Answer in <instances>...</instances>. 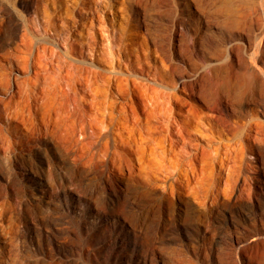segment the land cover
<instances>
[{"label": "rangeland", "instance_id": "obj_1", "mask_svg": "<svg viewBox=\"0 0 264 264\" xmlns=\"http://www.w3.org/2000/svg\"><path fill=\"white\" fill-rule=\"evenodd\" d=\"M94 1L98 14L91 33L64 38L47 23L58 17V6L75 9L78 0H45L37 18V0H0V264H264V87L248 89L245 72L243 101L224 106L232 119L234 106L244 114L241 139L221 133L211 117L219 108L208 110L188 91L174 90L176 99L186 100L175 112L180 124L188 123L189 111L196 113L188 149L193 143L206 149L195 160L197 176L172 165L176 156L164 128L156 134L164 153L146 154L132 173L100 158L89 162L67 113L34 118L26 105L40 44L53 45L67 61L65 48L71 44L72 56L93 74L102 72L104 90L93 97V113L101 119L160 114L151 101L116 93L103 73H127L128 61L139 67L147 53L159 59L161 39L174 50L166 62L177 67L170 73L176 80H188L197 62L205 66L202 57L211 55L218 41L241 45L225 55L236 69L244 59L248 71L264 75V0H242L243 31L212 26L208 32L218 36L199 37L194 45L192 34H202L207 22L191 0L188 30L173 27L168 10L152 5L168 0ZM187 46L193 49V67L184 59ZM236 81L230 84L240 87L242 80Z\"/></svg>", "mask_w": 264, "mask_h": 264}, {"label": "bare ground", "instance_id": "obj_2", "mask_svg": "<svg viewBox=\"0 0 264 264\" xmlns=\"http://www.w3.org/2000/svg\"><path fill=\"white\" fill-rule=\"evenodd\" d=\"M44 1L45 0H37L35 3L34 15L36 18L46 9ZM188 1L189 0H168L163 4L154 1L152 5L155 7H165L171 15V25L182 30L186 27V24L193 14L188 11ZM191 1L196 10H199L207 22V27L202 34L197 30L192 34L191 43L193 45L199 37L203 39H208V37L216 38L218 35L208 32L212 26L221 31L224 30L228 32L231 29H241L244 27V23H246L244 21V8L246 7H244V1L242 0ZM75 6L77 7L75 9L74 6L72 8L58 6L56 10L58 13L57 20L55 19V21L48 22L47 25H50L52 29H55L58 34L64 38H73L72 36L74 33L77 34V36L85 35V37H87L94 28V16L98 14L97 4L94 0H78ZM23 25L25 24L20 26L24 27ZM243 30L242 28V31ZM164 37L166 36L164 35ZM76 40V42H78L79 39ZM185 41L184 43H186ZM158 43L159 44H156V51L160 52L159 59H156L151 53H147L144 59L137 63L139 67L130 59L128 61L127 73L113 69H110L107 73H103L108 74L107 79L111 84L110 86L115 89V92L117 91L116 93L119 92L121 95H135L139 97L144 104L147 103V100L151 101L160 111V114L156 118L150 119L142 117L136 112L131 114L127 113L120 117L118 116L116 119L112 116H110L109 119H101L98 117V114H94L93 108H97L95 107L96 102L95 100L93 101V97L102 92V88L100 87L101 84L99 83V77L102 76V72L93 74L90 69L91 67L84 66L81 59L72 56L71 54L75 46L72 47L73 45L71 44L65 48L66 50L64 49L65 55L71 59L68 61L67 59H63V56L59 54L60 51L57 53L52 49L54 48L53 45L52 48L49 47L50 49H48L50 45L48 44L47 46L46 43V45L40 44V46L36 47L38 53L35 56L36 58L34 57L32 70L31 73H29L30 82L27 83L26 87L27 110L33 113L34 118H37L38 115L47 118L52 114L61 115L67 113L71 117L74 134L79 137H77V139L84 145L87 151L88 158L86 157V159H88L89 162L90 160L95 161L100 158V160L103 159L111 162L112 165L115 164L120 170L121 168H125L132 173L136 171L137 163H143L145 160L144 157H147L145 156L146 154L162 155L164 153L163 149L159 150L160 143L158 144L159 139L156 136L160 128H164L166 136L171 138L170 144L172 146L170 153L176 156V161L173 162L172 165L176 167L179 173L180 171H184L185 174L188 173L192 176H197L198 168L195 160L203 156L206 149L204 148L205 146L203 147L197 143L192 144L191 150L188 149V144L191 143L192 140L190 136L193 135L192 121H194L193 117L196 118V113L190 109V114L189 112L184 114V117H188V114L190 115V117L187 118L188 123L186 125L180 124V121L175 117V112H177L178 109L177 105L183 104L186 100L176 99L174 97V90L188 91L200 105L208 110L219 108L220 111L212 114L211 117L221 126V128H219L221 133L241 139L244 133V114L234 106L232 110L235 111L234 115H236L234 119H232L224 112V106L228 103H241L244 99V90H253V87L257 85L261 88L264 87L263 77L262 80L259 77V75H264L260 73L257 75L258 73L254 72L252 69L248 71L247 64L244 65V59L241 60L240 69H236L231 60L225 59V55L227 51L232 52L235 47L238 49V51L235 49L236 53L239 52L241 45L237 46L238 44L235 45L233 41L227 43L218 41L212 46L213 53L207 58L202 57L203 60L207 59V63L203 67L196 66L198 62L195 64V60L192 57L194 55H192L193 49L187 46L186 57L184 59L192 67L195 64L194 68L196 69L193 70L192 74L188 77L189 81L185 78L176 80L170 73L176 70L177 67L166 62L171 55L173 56L174 50L170 48V45L164 44L162 39L159 40ZM82 45L77 49L78 51L82 49ZM184 51L182 52L184 53ZM208 59L210 61H208ZM177 66H179V64H177ZM244 66L246 67L245 70ZM186 72H188V70H186ZM244 72L246 73L245 75H248L245 76L248 77L246 79L247 81H245L248 82L247 86L250 87L248 89L244 88ZM104 76L103 78L106 79ZM233 78H237L236 82L242 80V85L240 87H233L235 84H230V80ZM263 89L260 90L263 91ZM261 93L262 92H260V94ZM262 94H264V91ZM57 95L61 97L59 100H55V96ZM96 112H99V109ZM192 114L194 115L191 116ZM156 122H159V124ZM172 135H175V138H173ZM173 179H175V177Z\"/></svg>", "mask_w": 264, "mask_h": 264}]
</instances>
